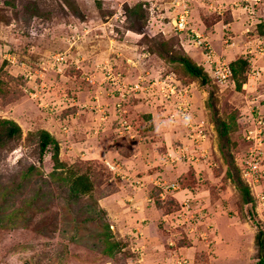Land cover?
<instances>
[{
    "label": "rangeland",
    "instance_id": "374dc122",
    "mask_svg": "<svg viewBox=\"0 0 264 264\" xmlns=\"http://www.w3.org/2000/svg\"><path fill=\"white\" fill-rule=\"evenodd\" d=\"M2 120L0 264L264 257V0H0Z\"/></svg>",
    "mask_w": 264,
    "mask_h": 264
},
{
    "label": "trees",
    "instance_id": "16d2710c",
    "mask_svg": "<svg viewBox=\"0 0 264 264\" xmlns=\"http://www.w3.org/2000/svg\"><path fill=\"white\" fill-rule=\"evenodd\" d=\"M182 63L185 67V70L190 76L199 78L202 83L206 82V77L198 66L191 64L187 60H183ZM240 63L243 64L244 62L236 61V63L231 64L230 68L233 74H237V69H235V65L237 67ZM236 84L238 85L237 88H239V84L237 81ZM1 123L2 126H5V128H3V132L0 134V137L2 135V137L4 138H11L14 135H16L18 132H20L19 127L13 122L2 120ZM38 148L40 155H43L51 148V150H53L54 152L52 157L54 159L56 168L58 169L63 168L58 161V143L47 131L42 130L39 132ZM65 181L68 183V196L71 198H78L80 194L86 193L91 189L90 178L87 177L86 175H79L74 177V175L71 174V176L67 180L65 179ZM238 188L242 191L245 198L244 201H246L248 198L247 190L240 186H238ZM255 244L257 246V252H258V264H264L263 262L264 257L262 252L263 242H262V234L260 232L255 236Z\"/></svg>",
    "mask_w": 264,
    "mask_h": 264
},
{
    "label": "built area",
    "instance_id": "2783aa9c",
    "mask_svg": "<svg viewBox=\"0 0 264 264\" xmlns=\"http://www.w3.org/2000/svg\"><path fill=\"white\" fill-rule=\"evenodd\" d=\"M183 22H184L183 18H180V19L178 20V26H181V24H183ZM185 107L187 108V105H185ZM259 124H260V123L258 122V125H259ZM256 131H257L258 135H260L261 132H262L261 129H260V130L257 129ZM204 135H205V134H204ZM204 135H202V139L204 138ZM168 189H174V185H173V184L167 185V186L165 187V191H167ZM182 210H184V209L182 208Z\"/></svg>",
    "mask_w": 264,
    "mask_h": 264
},
{
    "label": "crops",
    "instance_id": "0c3cea01",
    "mask_svg": "<svg viewBox=\"0 0 264 264\" xmlns=\"http://www.w3.org/2000/svg\"><path fill=\"white\" fill-rule=\"evenodd\" d=\"M140 213H142V214H139V217H140V221H143L146 217H144L145 215H146V212L144 213V212H140ZM146 222H144V224H145ZM143 224V223H142ZM138 225H140L141 226V223H139ZM139 231V230H138ZM138 233V232H137Z\"/></svg>",
    "mask_w": 264,
    "mask_h": 264
}]
</instances>
